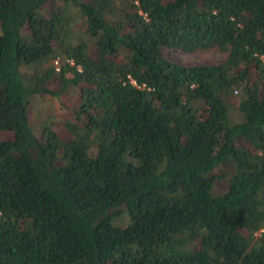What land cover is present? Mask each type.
<instances>
[{
  "label": "trees",
  "instance_id": "obj_1",
  "mask_svg": "<svg viewBox=\"0 0 264 264\" xmlns=\"http://www.w3.org/2000/svg\"><path fill=\"white\" fill-rule=\"evenodd\" d=\"M0 25V264H264V0H0Z\"/></svg>",
  "mask_w": 264,
  "mask_h": 264
},
{
  "label": "rangeland",
  "instance_id": "obj_2",
  "mask_svg": "<svg viewBox=\"0 0 264 264\" xmlns=\"http://www.w3.org/2000/svg\"><path fill=\"white\" fill-rule=\"evenodd\" d=\"M0 32H2V27L0 25ZM165 54L172 60L186 63V64H194V63H215L218 61H221L226 58V54L218 51L216 48H212L209 50H198L195 52H185L180 49H173V48H167L165 49ZM45 105L51 106L53 105L54 108L57 109V105L51 102H44ZM52 108L53 107H47ZM42 110H39L40 113Z\"/></svg>",
  "mask_w": 264,
  "mask_h": 264
},
{
  "label": "built area",
  "instance_id": "obj_3",
  "mask_svg": "<svg viewBox=\"0 0 264 264\" xmlns=\"http://www.w3.org/2000/svg\"><path fill=\"white\" fill-rule=\"evenodd\" d=\"M264 59V56H263ZM62 61V58L60 56H57L54 59V64L56 65V68L59 69L60 68V63ZM66 61H68L70 64H74V60L72 58H67ZM79 67V66H78Z\"/></svg>",
  "mask_w": 264,
  "mask_h": 264
}]
</instances>
